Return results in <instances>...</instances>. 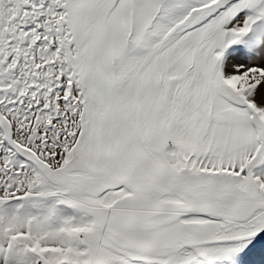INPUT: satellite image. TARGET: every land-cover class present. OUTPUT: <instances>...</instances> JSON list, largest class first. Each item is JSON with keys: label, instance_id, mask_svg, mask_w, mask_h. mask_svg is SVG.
Here are the masks:
<instances>
[{"label": "snow or ice", "instance_id": "1", "mask_svg": "<svg viewBox=\"0 0 264 264\" xmlns=\"http://www.w3.org/2000/svg\"><path fill=\"white\" fill-rule=\"evenodd\" d=\"M0 264H264V0H0Z\"/></svg>", "mask_w": 264, "mask_h": 264}]
</instances>
